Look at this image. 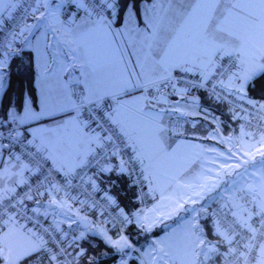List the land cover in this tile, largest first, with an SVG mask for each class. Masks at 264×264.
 Listing matches in <instances>:
<instances>
[{"label": "snow or ice", "instance_id": "snow-or-ice-1", "mask_svg": "<svg viewBox=\"0 0 264 264\" xmlns=\"http://www.w3.org/2000/svg\"><path fill=\"white\" fill-rule=\"evenodd\" d=\"M17 61L32 87L0 108V264H79L88 233L128 264L123 229L181 210L139 264H264V150L229 157L255 171L208 229L218 214L196 205L218 185L172 120L194 92L244 100L264 80V0H0V90Z\"/></svg>", "mask_w": 264, "mask_h": 264}, {"label": "crops", "instance_id": "crops-1", "mask_svg": "<svg viewBox=\"0 0 264 264\" xmlns=\"http://www.w3.org/2000/svg\"><path fill=\"white\" fill-rule=\"evenodd\" d=\"M5 78H6V75H5ZM4 84H5V80H4ZM192 96H197V95L193 94ZM259 103L264 104V102H259ZM181 109L185 113H187V115H184L182 117L186 121V129H185L183 137L180 138L181 140H183L187 143L197 144L198 146H200V150L204 154L208 153V152H209V154L214 153V152L219 153L222 151L224 156L221 155L222 152L220 155H221L222 160L225 163H234L233 161H236L233 159H229V157L231 155H233L230 153V151L235 148L236 143L232 142V140L230 138L231 133L228 134L225 132L226 125H225V123L221 117V114H219L215 109L211 108L207 104L202 103V97H201V101L199 103L188 101V103L184 104ZM229 115H230V113H229ZM176 117L177 116H173L172 120ZM239 133H240V135L238 134V131H237L236 136L238 135L237 137L240 138V141L243 142V144H245V145H248L250 142L254 143L253 140H255L259 137L257 135L242 136L241 135V129H240ZM258 139L260 140V138H258ZM235 141H236V138H235ZM187 150L191 151L190 149H187ZM188 156H189V158H194L197 160V167L195 168L193 175L201 174L203 165L205 163H201V158H195L194 154H192V155L188 154ZM189 179H191V177H189ZM217 201H218V203L214 202V201L209 202V204L207 205L209 211H210V207L212 205H220L223 208H225L226 210L230 211L229 208L224 207V205H225L224 203H222L220 200H217ZM152 202L155 203L154 201H150L149 203H147V205H146V206H148L147 208H151L153 206ZM150 203H152V206H149ZM185 207L190 208L192 206L186 205ZM168 212L169 213L173 212L171 207L168 208ZM157 215H160V214L158 213ZM177 216H180L181 218L175 224H173L171 227H169L167 230L163 231L161 234H159L157 236H154L150 239L139 240V242H137V243L135 241H132L129 238L133 242L135 247L137 248L136 249L137 251L134 250V252L135 251L137 252V257H135V256L132 257L128 253V255L131 256V258L135 261L134 264H139L140 253L143 251H146L148 249L149 244L152 241L160 239L161 237L165 236L166 234L172 232L173 230H178L180 228V226L184 223L185 219L190 218L188 213L181 210L178 213L171 214L169 216V218L164 219L157 224L159 226L163 222L171 220ZM90 218H91V216H90ZM93 218L100 220V217H97V216L93 217ZM182 218H184V219H182ZM208 222H210L212 224V219L209 220ZM62 227L64 228L67 226L63 225ZM155 227H157V226L155 225ZM155 227H153V228H155ZM107 228L109 229L108 226H107ZM132 230L134 231L133 236L135 237L136 236L135 230H137V229L135 227H132ZM80 231H81V229H80ZM78 232H79V230H78ZM88 235H90V233H88ZM71 240H72V238L70 239V241ZM138 244H141V245L137 246ZM256 258H257V256H256ZM110 264H121V259H117L114 262H111ZM131 264H133L132 260H131ZM254 264H256V260H255Z\"/></svg>", "mask_w": 264, "mask_h": 264}, {"label": "trees", "instance_id": "trees-1", "mask_svg": "<svg viewBox=\"0 0 264 264\" xmlns=\"http://www.w3.org/2000/svg\"><path fill=\"white\" fill-rule=\"evenodd\" d=\"M18 64L19 61L13 63L7 70L0 108L6 107L7 101L9 99H11V101L15 104L21 92H27L32 87L29 74L27 72H22L19 69ZM5 92L7 95H5ZM193 94L202 97V103L207 104L211 108L215 109L219 114H221V117L226 125L225 132L228 134L234 133L235 137L239 126L238 121L234 119L230 110L224 104L210 100L206 93L197 91ZM247 97L255 102H264V80L258 81L254 87L250 86L247 92ZM180 218V216H177L171 220L165 221L161 225L153 228L148 233L139 232L137 229L135 230V237L133 236L134 231L132 230V226H129L126 228V234L132 241L137 243L139 240L150 239L161 234L163 231L175 224ZM211 226L212 224L208 222V229H210ZM78 243L86 251V258L80 259L79 264H92L93 260L95 261V264H110L117 259H121L120 255L115 252L114 249H110L100 236H94L90 234L87 235V239L85 241H78ZM132 262L134 264L135 261L132 259Z\"/></svg>", "mask_w": 264, "mask_h": 264}, {"label": "rangeland", "instance_id": "rangeland-1", "mask_svg": "<svg viewBox=\"0 0 264 264\" xmlns=\"http://www.w3.org/2000/svg\"><path fill=\"white\" fill-rule=\"evenodd\" d=\"M2 94H3V89L0 90V103L2 99ZM246 100L249 101V98L247 97ZM237 131H238V134L240 135L239 133L240 129H238ZM237 136L235 135V138H236L235 148L230 151L231 154H234L236 156L237 160H240L241 163L243 162L241 159V154L244 151H249L250 155L255 157L256 161H259L262 159L259 155H257L258 149L264 150V145L257 143V141H259L258 138L260 137L253 140L254 143L250 142L251 143V144L249 143L250 145L249 144L245 145L243 144V142L240 141V138H238ZM194 145H197V144L194 143ZM190 150L191 151L186 150L187 154L189 155L194 154L195 158H201V163H205L202 168V173L210 172V175L206 177V181H205L207 182L208 187L211 188V185L213 183L218 185V187L212 188L211 191H209L208 188H205L203 190L204 199L201 200L199 204L196 205V207L198 208L200 207V204H203L206 208H208L207 205L209 204V202L214 201L218 203L217 200H220L222 203L226 204L227 201L231 198V196L235 194V189L242 186L245 183V181L249 179L248 173L255 171V169L246 165L245 167L248 168V173H245L244 167L236 168V161H233L234 163H225L222 160L221 155H220L222 151L219 153L214 152V153L209 154L208 152L204 154L200 150V146L196 149H190ZM222 156H224V154ZM237 202L242 203V201H237ZM152 203H150L149 206H152ZM141 207H144V205H142ZM57 219H59V217H57ZM90 219H93L99 222V219H95L93 217H91ZM68 223L69 221H66L64 225L67 226ZM156 226H158V224H156ZM104 227L107 228L106 224L104 225ZM64 228L68 229V227H64ZM108 235H112L110 230L108 231ZM113 238H116V237H113ZM101 239L104 241L103 237H101ZM140 245L141 244H138L137 246H140ZM134 249L135 250L137 249L135 245H134ZM136 251L134 252V250H130L128 253L132 257L134 256L137 257Z\"/></svg>", "mask_w": 264, "mask_h": 264}, {"label": "built area", "instance_id": "built-area-1", "mask_svg": "<svg viewBox=\"0 0 264 264\" xmlns=\"http://www.w3.org/2000/svg\"><path fill=\"white\" fill-rule=\"evenodd\" d=\"M26 8H27V3H23L19 5L16 12L14 13L17 19L23 16V12ZM221 96H222L221 99H216L210 97L207 94V97L210 100L224 104L230 110V112L233 114L234 119L238 121V126L239 129H241V131L243 130L244 132L254 133L255 135L260 137L261 131L264 130V118H260L257 116L259 110L257 108H254L252 104L248 102V100L246 99L241 100L238 96L228 95L227 93H221ZM173 121L179 124L180 130L184 133L186 129L185 119L182 117H176L173 119ZM249 122H250V126H249ZM210 212L218 214V215H214L212 217V220L219 218L222 221L225 220V215L229 213L228 210H226L220 205H213L210 208ZM112 215H115V213H113ZM228 219H231V217L229 216ZM106 225L109 227V230L113 235L116 229L112 228L111 223H108ZM78 230L79 229H77L76 226H73V229L64 228V231L68 233L67 239L70 241V239L73 237L74 232L78 233ZM123 231L126 234V229H123ZM256 255H257L256 253L253 254V257L251 258V264H254Z\"/></svg>", "mask_w": 264, "mask_h": 264}, {"label": "water", "instance_id": "water-1", "mask_svg": "<svg viewBox=\"0 0 264 264\" xmlns=\"http://www.w3.org/2000/svg\"><path fill=\"white\" fill-rule=\"evenodd\" d=\"M189 101L190 102H193L194 101V102L199 103L201 101V97L198 96V95L197 96H192V98H190ZM181 111L184 112L182 109H181ZM176 116L177 117H183V116H180V115H176ZM230 138H231V140H232L233 143H236L235 137H234V133L231 134ZM124 259L127 260L128 264H131V260H132L131 256L127 255V256L124 257Z\"/></svg>", "mask_w": 264, "mask_h": 264}]
</instances>
